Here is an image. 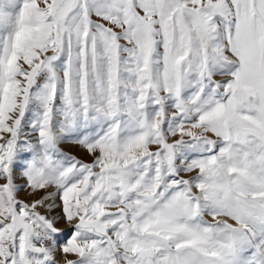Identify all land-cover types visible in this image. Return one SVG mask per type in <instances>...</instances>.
I'll return each mask as SVG.
<instances>
[{
  "label": "snow or ice",
  "instance_id": "obj_1",
  "mask_svg": "<svg viewBox=\"0 0 264 264\" xmlns=\"http://www.w3.org/2000/svg\"><path fill=\"white\" fill-rule=\"evenodd\" d=\"M0 264H264V0H0Z\"/></svg>",
  "mask_w": 264,
  "mask_h": 264
},
{
  "label": "rangeland",
  "instance_id": "obj_2",
  "mask_svg": "<svg viewBox=\"0 0 264 264\" xmlns=\"http://www.w3.org/2000/svg\"><path fill=\"white\" fill-rule=\"evenodd\" d=\"M63 147L65 151H68L73 155H76L78 157L85 158V159L87 158L86 153L82 149L78 148L77 146L71 143L65 144L63 145ZM60 227H64V225H60Z\"/></svg>",
  "mask_w": 264,
  "mask_h": 264
}]
</instances>
